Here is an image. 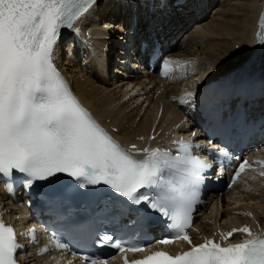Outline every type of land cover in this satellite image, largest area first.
I'll return each instance as SVG.
<instances>
[{
    "label": "snow or ice",
    "instance_id": "6c2138e0",
    "mask_svg": "<svg viewBox=\"0 0 264 264\" xmlns=\"http://www.w3.org/2000/svg\"><path fill=\"white\" fill-rule=\"evenodd\" d=\"M96 7L98 0H0V182L11 191L16 177L31 188L39 187L38 182H58L59 174H65L88 185L108 186L121 199L143 203L139 211L146 216L155 213L175 230L174 237L161 243L183 239L190 245L189 251L175 257L156 252L131 264H264V235L254 236L247 226L221 233L225 241L236 233L249 237L240 243L222 246L206 239L192 245L186 233L192 198L203 182L200 170L210 166L191 155L190 142L174 141L175 156L135 144L125 151L71 91L54 62L55 49L62 30L78 33V22L87 20ZM140 154L143 159L136 158ZM186 164L193 167H182ZM246 165L247 161L240 164L232 183ZM172 175H182L183 183H174ZM29 235L35 239L34 229ZM100 243H109L121 253L145 250L143 245L116 242L107 234ZM55 247L63 251L67 244L56 240ZM20 248L14 229L0 218V264H18ZM46 252L44 248L41 254ZM80 260L106 264L105 259L89 255H81Z\"/></svg>",
    "mask_w": 264,
    "mask_h": 264
},
{
    "label": "bare ground",
    "instance_id": "6f19581e",
    "mask_svg": "<svg viewBox=\"0 0 264 264\" xmlns=\"http://www.w3.org/2000/svg\"><path fill=\"white\" fill-rule=\"evenodd\" d=\"M134 1L137 0H98V7L89 19L91 17L95 19L97 24L95 26H98L99 30L104 31L103 28L108 27L105 37L110 39L102 40L100 42L102 51L98 55L88 54L84 57L83 64L76 60L80 53V47L77 48L73 51L75 57H66L62 60L61 68L73 81L77 94L98 117L118 128L122 141L131 144L137 137L150 135L156 126L157 132L162 131V138L166 141L169 131L179 123L181 115L172 104V96L183 89H190L196 77L202 82L214 80L243 67V64L253 56L256 49L254 34L264 8V0H188L181 13L176 15L168 13L166 17L155 16L152 20L153 26L166 25L172 41L182 34L173 46L172 52L179 58L195 61L196 70L199 72L189 81L171 85L145 72L139 75L132 74L128 79L118 77L120 74L117 72L118 66L126 65V60L121 56L127 54L128 43L136 38L135 33L130 30L132 18L135 16L139 18V30L136 31L138 36L143 35L144 22L150 19L143 14L139 6L133 9L136 7ZM219 3L220 9L211 21L201 20L195 30L185 33L190 23L199 21L207 10ZM110 9L112 11L108 15ZM90 26L94 27V24L91 23ZM131 52L132 47H129L128 53ZM62 53H65L63 49ZM182 58L180 60H184ZM260 59L262 66L260 71H264V51ZM86 61H89L88 66L85 64ZM261 185V182L256 181L255 185L247 186L250 189L257 187L258 191L254 195L246 194L238 187L237 195L226 192L221 197L210 196L212 205L209 213L196 218V224L202 228L203 235L211 236L218 229L229 231L233 226L247 223L249 221V217L245 215L247 213H252L255 221L264 225L262 215L264 188H261ZM1 189L0 194L3 195ZM17 207L11 201L4 204V208L10 214L25 211ZM198 212L200 210L197 211V216ZM30 257L31 261H38L34 252Z\"/></svg>",
    "mask_w": 264,
    "mask_h": 264
},
{
    "label": "rangeland",
    "instance_id": "374dc122",
    "mask_svg": "<svg viewBox=\"0 0 264 264\" xmlns=\"http://www.w3.org/2000/svg\"><path fill=\"white\" fill-rule=\"evenodd\" d=\"M219 1H221V0H219ZM221 3V2H220ZM220 3L217 5H215V6H213L212 8H211V10L209 11V12H207V14H206V16L202 19V21H205V22H209V21H211L212 20V17H214V14L216 13L217 14V10L218 9H220ZM111 11H112V9H110L109 11H108V15H109V13H111ZM220 11H222V10H220ZM220 11H218V12H220ZM201 21H199V23H200ZM204 22V23H205ZM201 25V24H200ZM196 27H197V25H196V23L193 25V26H191L190 28L189 27H187V29H186V32L185 33H187V32H189V31H192L194 28L196 29ZM194 29V30H195ZM79 60V59H78ZM80 63H82V61H80ZM79 63V64H80ZM83 64V63H82ZM189 81V80H188ZM254 191V194H256L257 193V187H254V188H252V191L251 192H253ZM236 193V195L238 194V190L237 191H234V194ZM251 194V193H250ZM254 194H251V195H254ZM237 197H241V196H237ZM245 209L247 208V207H244ZM249 209H251V208H253V207H248ZM211 209V208H210ZM210 211V210H209ZM209 211H208V213H209ZM220 211H222V207H220ZM221 214V213H220ZM210 223V222H209Z\"/></svg>",
    "mask_w": 264,
    "mask_h": 264
}]
</instances>
